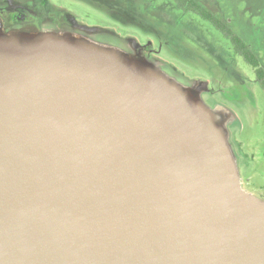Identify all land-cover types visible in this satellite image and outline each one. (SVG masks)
<instances>
[{
  "label": "water",
  "instance_id": "water-1",
  "mask_svg": "<svg viewBox=\"0 0 264 264\" xmlns=\"http://www.w3.org/2000/svg\"><path fill=\"white\" fill-rule=\"evenodd\" d=\"M66 20L74 34L0 24V264H264V202L207 84Z\"/></svg>",
  "mask_w": 264,
  "mask_h": 264
},
{
  "label": "rangeland",
  "instance_id": "rangeland-1",
  "mask_svg": "<svg viewBox=\"0 0 264 264\" xmlns=\"http://www.w3.org/2000/svg\"><path fill=\"white\" fill-rule=\"evenodd\" d=\"M146 1L48 0L51 13L46 11V17L55 22L70 15L76 23L99 30L90 36L93 42L125 54L130 41L151 42L157 51L151 63L169 79L183 88L206 83L208 92L201 93V101L229 116L225 128L242 188L264 202V89L254 70L206 22L182 14L171 3V7L162 5L144 13L141 6ZM200 1L223 15L264 68V0Z\"/></svg>",
  "mask_w": 264,
  "mask_h": 264
},
{
  "label": "trees",
  "instance_id": "trees-1",
  "mask_svg": "<svg viewBox=\"0 0 264 264\" xmlns=\"http://www.w3.org/2000/svg\"><path fill=\"white\" fill-rule=\"evenodd\" d=\"M33 1V0H30ZM29 1V2H30ZM37 4L43 9L44 15L41 16V20H45L50 12L48 7V0H35ZM180 11L182 14H192L198 17L203 22L209 24L215 31L221 34L231 44L232 50L236 56H239L247 65L253 70L257 82L264 89V68L258 59L255 52L249 47L240 36L236 35L231 29L228 21L219 12L214 11L200 0H149L142 4V10L144 13L150 12L158 6H172ZM159 8V7H158ZM156 8V9H158ZM46 11L49 13L47 14ZM156 14V13H155ZM50 18H52L50 16ZM53 19V18H52ZM64 21V18L62 19ZM62 25V24H61Z\"/></svg>",
  "mask_w": 264,
  "mask_h": 264
},
{
  "label": "flooded vegetation",
  "instance_id": "flooded-vegetation-1",
  "mask_svg": "<svg viewBox=\"0 0 264 264\" xmlns=\"http://www.w3.org/2000/svg\"><path fill=\"white\" fill-rule=\"evenodd\" d=\"M28 1L27 3H20L13 0L11 7H8L5 0H2L0 6V24L2 34H19V33H35L42 31H55L63 34H74L70 24L66 20L64 21H51L50 17L45 20H41L40 8L34 1ZM25 1V2H26ZM62 24V25H61ZM137 48L133 55L129 51V55L136 59L142 60L146 63H151L150 57L157 52L153 49V44L150 42L148 45H142Z\"/></svg>",
  "mask_w": 264,
  "mask_h": 264
}]
</instances>
